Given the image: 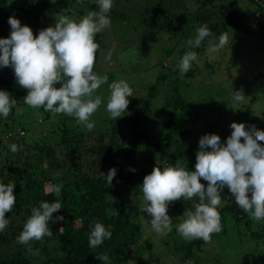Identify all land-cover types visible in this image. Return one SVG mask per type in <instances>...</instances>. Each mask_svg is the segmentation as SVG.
Listing matches in <instances>:
<instances>
[{
    "label": "trees",
    "instance_id": "16d2710c",
    "mask_svg": "<svg viewBox=\"0 0 264 264\" xmlns=\"http://www.w3.org/2000/svg\"><path fill=\"white\" fill-rule=\"evenodd\" d=\"M163 1L167 5V14H164L161 8L159 11L162 15L158 17L155 8L151 6L144 20L153 34L159 36L169 31L174 37H195L196 29L205 24L214 34L206 38L200 47L184 49L181 57L189 50L196 51L198 55L203 53L209 46V39L213 41L222 33H229L231 27H239L249 19L261 22L264 15V3L261 0H247L257 5L255 11L222 8V4L227 0H202L200 8L193 15L186 13L187 4L184 5L181 0ZM118 6L117 0H114L110 13H114L116 18L120 17L117 14ZM71 7H75L76 11ZM86 8L91 12L99 11L96 0H0V37L10 34V16L20 19L22 25L30 26L34 35H37L41 30L39 25L45 22L46 18L53 24L57 13L79 19L84 16L82 14H88ZM218 14L221 22L216 20ZM46 27L48 26L44 28ZM105 35L103 30L95 36L100 45L93 69L96 73ZM258 38L264 43L262 27L259 28ZM167 54L170 55L168 52ZM208 66L212 67L211 64ZM180 73L179 69H168L155 76L156 83L148 87V93L144 97L137 96V89H145L142 84L130 85L135 97L129 98L128 112L116 120L106 119L105 125L95 122L91 131L78 123L74 116L42 113L45 123L51 127L50 137H60L57 146L64 149L60 153L61 157L56 153V145L52 142L42 139L32 145L28 144L26 138L31 127L23 124L18 128L27 117L23 111L16 114L13 109L7 118H0V181L15 182L16 196L12 212L5 214L6 217L10 216V224L0 233V249L8 248L11 252L0 253V264H32L31 258L27 256L28 251L34 254L40 251V248H46V243L53 247L56 240H59L61 245L54 248L64 252V256L57 259L60 264H102L97 259L100 253L108 254L111 264L161 262L153 252V238L145 236L143 223L139 217H133L134 212L126 207L125 198H143L140 186L143 178L151 173L154 167H161L159 163L167 162L168 166H186L189 170H195L196 156L187 154L189 147L181 136L192 130L189 119H207L209 115L193 109L192 106L195 107L198 102L194 101L192 105L189 103L187 93L190 94V87L187 86L184 90L187 93L183 95L180 90L182 80L178 77ZM173 76L175 79H172ZM257 79H264V73L256 76L253 82ZM167 84L171 90L180 93L167 92ZM201 86L206 90V85ZM0 89L7 90L14 96L18 106L24 104L23 97L27 95L28 90L16 83L10 67L0 68ZM221 89L222 91L217 90V93L223 95L225 100L226 90ZM200 95L203 96L201 101H205L206 96ZM213 100L209 95V106ZM252 102H255V99ZM247 107L248 103H243L239 106L240 109L238 108L242 114L241 122L245 123L246 128L255 126L257 130L264 131V119H248L244 116L249 114ZM219 129L221 128L211 124L205 134L217 132ZM223 130L226 131L223 142H226L232 129L229 125ZM11 144H16L18 151L12 152L9 147ZM130 166L136 171H130ZM112 167L117 169V175L113 178L112 185H109L100 172L107 175ZM201 182L207 185V181L201 179ZM57 184L63 185L60 196L50 191L52 186ZM222 196L223 207L219 209L222 230L211 234L208 241L186 240L176 231L175 226L184 219V210L192 209L195 203H199L197 198H181L169 206L168 214L173 218V232L177 234L178 241L167 239L166 243L178 258L179 264H208L202 260L199 253L212 239L219 241L222 250L226 249L224 243L229 244L230 241L240 245L239 255L235 257L239 264H248V258L252 264H264V222L256 223L250 220L248 214L235 203L234 196L227 188ZM57 199L63 202V206L59 212L53 213V216L62 214L64 219L57 223L49 221L52 236L33 240L29 244L19 243L17 238L32 208L38 207L42 201L51 203ZM96 221L106 227L111 225L112 237L103 245L91 248L88 236ZM26 246L27 248H24Z\"/></svg>",
    "mask_w": 264,
    "mask_h": 264
},
{
    "label": "clouds",
    "instance_id": "9594fccd",
    "mask_svg": "<svg viewBox=\"0 0 264 264\" xmlns=\"http://www.w3.org/2000/svg\"><path fill=\"white\" fill-rule=\"evenodd\" d=\"M96 3L99 11L89 12L79 19L55 14V24L39 30L37 35L30 26L10 16V34L0 37V68L10 67L16 83L28 90L23 97L24 104L52 114L74 116L88 131L94 129L95 121L91 117L102 104V97L95 93L108 81L106 75L100 76L93 70L100 48L95 36L111 27L109 13L114 0H96ZM213 35L206 24L202 25L187 44L198 48ZM208 43V51L212 53L232 44L227 33H222L216 42L209 39ZM106 59H111V53ZM194 62L198 63L197 52L186 51L178 64L181 74L192 69ZM109 88L106 111L110 119L116 120L128 112L129 98L135 96L124 79L113 81ZM246 98L242 89L233 91L232 88L235 102H243ZM13 109L16 114L23 111L14 96L0 89V118H7ZM230 128L232 131L226 142L215 133L200 137L195 170L178 165L156 166L144 176L140 186L147 203L142 211L151 217L149 222L155 232L164 234L173 230L168 208L174 201L197 198L199 203L184 210V219L175 226L176 231L186 240L208 241L211 234L222 230L219 209L223 207L225 188L250 220L264 222V147H261L264 146V131L255 126L246 128L243 122H232ZM9 147L12 152L18 151L16 144ZM129 170L136 171L131 166ZM100 174L112 185L117 169L112 167L107 175ZM201 179L207 181L206 186ZM14 188L15 182L0 181V233L10 224V216L5 214L12 212L16 204ZM62 188V184H57L50 191L60 196ZM62 206L63 202L57 199L51 203L42 201L38 207H33L18 242L29 244L52 236L49 221L57 223L64 219L62 214L53 216ZM111 237V225L106 227L96 221L88 236L89 247L97 248ZM97 259L102 264H111L106 253H100Z\"/></svg>",
    "mask_w": 264,
    "mask_h": 264
},
{
    "label": "rangeland",
    "instance_id": "374dc122",
    "mask_svg": "<svg viewBox=\"0 0 264 264\" xmlns=\"http://www.w3.org/2000/svg\"><path fill=\"white\" fill-rule=\"evenodd\" d=\"M181 1L184 5L187 4L186 13L192 15L200 8L202 2V0L200 2L198 0ZM261 1L264 3V0ZM117 3L119 5L117 14L120 17L116 18L114 13L109 14L112 23L110 28L105 29L104 46L98 63L97 74L100 76L106 75L108 81L101 85L95 93L102 97L101 106L91 117L96 124L101 122L105 125L106 119L109 118L106 104L110 96L109 85L113 81L124 79L129 85L142 84L145 89L144 91L137 89V96H146L148 87L156 83L155 76H159L168 69H179L178 64L182 58L181 52L190 47L187 41L194 38L193 35L186 38L174 37L169 31L159 36L153 34V31L149 29L144 20L151 6V8H155L158 17L162 15L159 11L161 8H163L164 14H167V5L163 0H154V2L152 0H117ZM227 7L238 11H255L257 9V5L247 0H227L225 4H222V8ZM71 8L76 11L75 7ZM86 12L91 11L86 8ZM219 17L218 14L216 20L221 22L222 20ZM50 25L54 24L49 21V18H46V21L39 25V29ZM261 27L264 29V15L261 22L249 19L239 27H231L230 32L227 33L232 43L231 46H225L216 53L208 51V46L203 50V53L200 52L201 54L198 55V63L194 62L192 69L185 75L180 73L178 76L182 80L180 90L183 95L187 93V91H184L185 89L188 87L191 89L190 94L187 93L189 103L192 105L194 101L198 102V105L192 106L193 109L209 115L207 119L196 121L192 118L189 119L190 129L192 130L185 136H181V139H185L189 147L187 154L196 156L199 150V139L209 130L211 124L221 128L216 131L223 142L226 133L223 129L229 127L234 120H238L237 123L241 122L242 114H240L239 106L243 103H248L246 110L249 113L244 116L248 119L252 117L257 120L264 119V79H257L253 82L256 76L264 73V43L258 38L259 28ZM218 38L213 41H218ZM109 53H111L110 60L106 59ZM209 64L212 67H209ZM172 79H175V77L173 76ZM202 84L206 85V90L201 86ZM166 87L169 89L167 92L180 93L171 90L168 84ZM211 88L213 89L210 92ZM221 88L226 90L225 100H223V95L217 93V90L222 91ZM232 88L233 91L242 89L247 98L243 102H235L232 99ZM200 94L206 96V99L203 98L205 101H201L203 96ZM208 94L214 99L211 106L208 103ZM253 99H255V102H252ZM19 107H22L24 115L27 117L18 128L23 124H26L25 126H28V128L31 127L26 138L28 144L32 145V143L42 139L52 142L56 145V153H59L58 156L61 157L60 153L64 149L57 146L60 137L55 139L50 137L52 136L51 127L45 123L44 115H42V113L45 114V111L42 108H32L24 104H20ZM218 112L220 114H217ZM20 133L23 134L21 131ZM59 134L61 135L60 131ZM135 158L138 157L135 156ZM159 164L161 168L168 166L167 162ZM125 201L128 210L134 212L133 217H139L143 223L146 231L145 236L153 238L152 241L155 244L153 252L155 256L160 258L161 262L159 264H179L178 258L173 255L166 243L167 239L178 241L177 234L175 235L173 232L174 229L164 234L155 232L149 222L151 217L142 211L147 202L143 198L136 199L134 197L125 198ZM49 245L50 243H46V248L42 247L39 249L40 251L34 254L28 251L27 256L31 258L32 264H60L57 259L64 256L63 251L59 252V249H56L61 245L60 241L56 240L53 245L51 244L53 247H49ZM224 245L226 249L222 250L219 241L212 239L199 255L208 264H239L235 257L239 255L241 246L234 244L232 241L229 244L224 243ZM24 248H27V246ZM4 252H11V250L8 248L0 249V253ZM246 261L248 264H252L250 258Z\"/></svg>",
    "mask_w": 264,
    "mask_h": 264
}]
</instances>
